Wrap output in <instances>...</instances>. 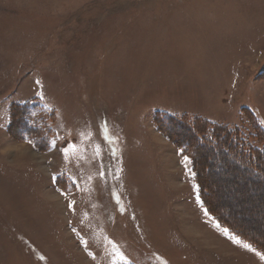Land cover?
<instances>
[{
	"label": "rangeland",
	"instance_id": "obj_1",
	"mask_svg": "<svg viewBox=\"0 0 264 264\" xmlns=\"http://www.w3.org/2000/svg\"><path fill=\"white\" fill-rule=\"evenodd\" d=\"M164 115L264 148V0H0V264H264ZM205 153L256 239L264 180Z\"/></svg>",
	"mask_w": 264,
	"mask_h": 264
},
{
	"label": "trees",
	"instance_id": "obj_2",
	"mask_svg": "<svg viewBox=\"0 0 264 264\" xmlns=\"http://www.w3.org/2000/svg\"><path fill=\"white\" fill-rule=\"evenodd\" d=\"M14 121L16 117L15 128L16 131H21L22 123L21 121L24 120V115L27 113L26 108L14 110ZM19 114V115H18ZM160 120L161 123L166 126L176 125L178 128L184 129L187 131L188 137H181L180 147L188 153V156L191 158L193 162V167L196 172V180L200 186V197L204 204V206L208 209V211L213 214L217 220L229 228L232 232H234L239 237L245 239L247 242L251 243L254 247L260 250L264 254V223L262 224L261 231L255 232V236L257 237L254 239L250 236L244 235V230L249 231L252 233V230H249L247 227L245 228L244 225L242 226H235V221L232 218L230 219V223H228L220 212L213 211L208 201L209 191L207 190L208 187L205 185L203 179L204 177L207 178L208 168L206 165V153L210 152L216 154V156L220 159L226 160V157L231 158V163L233 165L239 167L242 171H246L251 173L253 178L256 179H263L264 180V148H252L247 147L240 142L238 139L239 133L234 128V130L218 125L216 123L208 122V121H200L194 120L190 121L188 119L176 120L173 117L162 116ZM37 130L35 128L28 126L26 128V135L32 138L36 134ZM264 133V132H263ZM195 142V144L191 143V140ZM264 144V142H263ZM202 150V151H201ZM231 168L230 166H228ZM207 173V174H206ZM211 182V181H210ZM212 183V182H211ZM210 183V184H211ZM207 188V189H206ZM264 188L257 186L256 189ZM213 198V197H212ZM214 199V198H213ZM215 203V207L221 208L218 204V200H213ZM221 201V200H220ZM254 235V233H252Z\"/></svg>",
	"mask_w": 264,
	"mask_h": 264
},
{
	"label": "snow or ice",
	"instance_id": "obj_3",
	"mask_svg": "<svg viewBox=\"0 0 264 264\" xmlns=\"http://www.w3.org/2000/svg\"><path fill=\"white\" fill-rule=\"evenodd\" d=\"M37 83H39V82H37ZM41 99H43L42 96H41ZM82 135H83V134H82ZM89 138H90V137H89ZM64 151H65V154H66V155H67V153H68L69 151L75 152V151H76V145H75V144H70V145H68L67 148L64 149ZM184 161H185L186 163L189 162V157L185 155V156H184ZM74 183H75V181H74ZM73 204H74V202H70V203H69V208H70V209L73 207ZM225 231H227V230H225ZM237 243H239V241H237ZM245 247H248V246L245 245ZM120 259L123 260L124 257L121 255Z\"/></svg>",
	"mask_w": 264,
	"mask_h": 264
}]
</instances>
